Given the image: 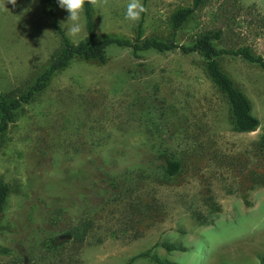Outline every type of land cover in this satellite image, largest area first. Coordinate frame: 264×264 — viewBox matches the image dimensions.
<instances>
[{
	"label": "rangeland",
	"instance_id": "1",
	"mask_svg": "<svg viewBox=\"0 0 264 264\" xmlns=\"http://www.w3.org/2000/svg\"><path fill=\"white\" fill-rule=\"evenodd\" d=\"M191 0H142L138 23L128 0L94 8L101 35L168 38L171 12ZM4 0H0L2 6ZM0 7V90L32 81L60 38L42 0ZM66 35L72 22L58 6ZM220 29L217 47L247 46L264 57V0H206L177 31L189 44ZM111 45L104 63L74 59L17 112L1 138L0 178L10 187L0 214V264H125L150 250L176 264H260L264 256V69L221 56L223 70L248 97L258 119L234 129L225 96L203 58L178 49ZM260 139V138H259ZM181 163L167 175L164 156ZM91 220L83 242L66 234ZM162 242L185 246L167 251ZM130 264H157L136 257Z\"/></svg>",
	"mask_w": 264,
	"mask_h": 264
},
{
	"label": "trees",
	"instance_id": "2",
	"mask_svg": "<svg viewBox=\"0 0 264 264\" xmlns=\"http://www.w3.org/2000/svg\"><path fill=\"white\" fill-rule=\"evenodd\" d=\"M42 2L51 19L52 27L59 35L60 45L51 54L47 66L32 81L25 83L22 87L16 88L10 94H5L0 90V143L8 126L14 121L18 110L25 104L30 103L38 93L43 91L56 72L67 67L74 59L104 63L107 58V49L111 45L131 48L132 54L135 57H139V53L145 50L166 52L178 49L182 53H197L204 60L206 74L225 96L229 104L234 129L239 132H247L257 127L258 119L252 114L248 97L235 84L228 73L223 70L219 58L221 56H238L247 61L254 62L264 69V57L253 53L247 46L236 48L217 47L215 42L221 38L220 29H209L202 32L189 44L179 43L175 39L177 31L206 0H191L189 4L174 9L169 16L172 35L164 39L155 36H144L141 22L138 24L135 36L132 38L117 35H101L96 30L94 8L86 3L83 12L85 35L78 40V43L73 42L66 35L58 20L57 0H42ZM258 144L264 159V134L261 135ZM162 155L164 156V172L170 176L176 174L181 167L180 161L170 154ZM9 193V185L0 178V214L6 205ZM91 228V220L80 221L67 231L65 235L73 240V242L80 243L85 240ZM161 246L167 251H185L187 249L185 246L170 242H162ZM136 257H150L157 264H176L173 261L151 254L150 250L140 252L125 264H130ZM259 261L260 264H264L263 255L259 257Z\"/></svg>",
	"mask_w": 264,
	"mask_h": 264
},
{
	"label": "clouds",
	"instance_id": "3",
	"mask_svg": "<svg viewBox=\"0 0 264 264\" xmlns=\"http://www.w3.org/2000/svg\"><path fill=\"white\" fill-rule=\"evenodd\" d=\"M8 4H11L13 7L16 6L17 0H7ZM58 6L61 9H64L69 15L67 20H70L72 23L67 26V32L72 37H77L84 30V25L81 21V13L85 10V4L91 5L93 8L102 9L108 4V0H57ZM4 10H8L5 6V0L2 6ZM147 12V8L142 3V0H128L126 5V11L124 18L127 21L138 23L142 15ZM77 43L79 41H76ZM257 140L260 138V129H257L254 133Z\"/></svg>",
	"mask_w": 264,
	"mask_h": 264
}]
</instances>
